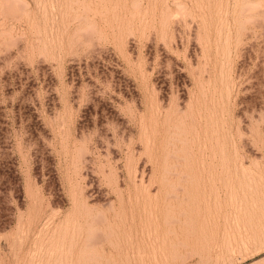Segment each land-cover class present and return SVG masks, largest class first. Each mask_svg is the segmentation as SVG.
<instances>
[{
    "label": "rangeland",
    "instance_id": "374dc122",
    "mask_svg": "<svg viewBox=\"0 0 264 264\" xmlns=\"http://www.w3.org/2000/svg\"><path fill=\"white\" fill-rule=\"evenodd\" d=\"M0 264H264V0H0Z\"/></svg>",
    "mask_w": 264,
    "mask_h": 264
},
{
    "label": "bare ground",
    "instance_id": "6f19581e",
    "mask_svg": "<svg viewBox=\"0 0 264 264\" xmlns=\"http://www.w3.org/2000/svg\"><path fill=\"white\" fill-rule=\"evenodd\" d=\"M245 8V7H244ZM249 8V7H248ZM255 23V22H254ZM257 23V22H256ZM190 118V117H189ZM191 119V118H190ZM176 132V131H175ZM182 133V132H181ZM83 156V155H82ZM171 156V155H170ZM86 159V158H85ZM82 163V162H81ZM172 167V166H171ZM176 174V173H175ZM169 206V205H168ZM110 207V206H109ZM184 213V212H183ZM77 229V228H76ZM79 229V228H78Z\"/></svg>",
    "mask_w": 264,
    "mask_h": 264
}]
</instances>
